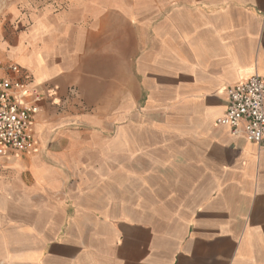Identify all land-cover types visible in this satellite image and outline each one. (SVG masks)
Returning a JSON list of instances; mask_svg holds the SVG:
<instances>
[{"label": "crops", "instance_id": "0c3cea01", "mask_svg": "<svg viewBox=\"0 0 264 264\" xmlns=\"http://www.w3.org/2000/svg\"><path fill=\"white\" fill-rule=\"evenodd\" d=\"M57 5L6 54L42 97L38 148L0 155V264H264V150L215 125L264 78V0Z\"/></svg>", "mask_w": 264, "mask_h": 264}, {"label": "built area", "instance_id": "2783aa9c", "mask_svg": "<svg viewBox=\"0 0 264 264\" xmlns=\"http://www.w3.org/2000/svg\"><path fill=\"white\" fill-rule=\"evenodd\" d=\"M0 58V155L23 156L36 150L40 139L33 130L42 95L29 84V74L15 61ZM224 114L216 126H226L264 150V78L253 74L228 87Z\"/></svg>", "mask_w": 264, "mask_h": 264}, {"label": "rangeland", "instance_id": "374dc122", "mask_svg": "<svg viewBox=\"0 0 264 264\" xmlns=\"http://www.w3.org/2000/svg\"><path fill=\"white\" fill-rule=\"evenodd\" d=\"M61 1L62 0H0V58L5 63L3 72L6 70V61L12 60L10 57H6L8 50L10 51L14 45L19 44V37L22 34L32 30L31 26L36 19L37 13L48 5L59 9L57 4ZM15 36H18V38Z\"/></svg>", "mask_w": 264, "mask_h": 264}, {"label": "bare ground", "instance_id": "6f19581e", "mask_svg": "<svg viewBox=\"0 0 264 264\" xmlns=\"http://www.w3.org/2000/svg\"><path fill=\"white\" fill-rule=\"evenodd\" d=\"M11 31H12V30H11ZM12 34H13V33H12ZM12 34H11V35H12ZM18 34H19V33H18ZM28 35H29V34H28ZM15 37L18 38V36H15ZM8 38H9V36H8ZM8 38H7V40H8ZM19 38H20V37H19ZM25 38H26V37H25ZM15 40H16V39H15ZM13 41H14V40H13ZM14 42H15V41H14ZM8 43H9V42H8ZM15 44H16V43H15ZM26 44H27V43H26ZM26 44H24V45H26ZM3 45H4V44H3ZM20 45H21V44H20ZM20 45H19V46H20ZM33 46H34V45H33ZM6 47H7V46H6ZM21 48H22V47H21ZM21 48H20V49H21ZM24 48H25V47H24ZM15 50H16V49H15ZM22 50H23V49H22ZM37 50H38V48H37ZM8 51H9V50H8ZM18 51H19V50H18ZM32 52H33V51H32ZM14 53H15V51H14ZM38 53H39V52H38ZM15 54H16V53H15ZM30 54H31V53H30ZM30 54H29V56H30ZM18 55H19V54H18ZM14 56H15V55H14ZM17 57H18V56H17ZM27 57H28V56H27ZM38 57H39V56H38ZM27 59H28V58H27ZM30 61H31V60H30ZM33 61H34V60H33ZM33 61H32V62H33ZM40 62H41V61H40ZM29 63H30V62H29ZM36 63H37V62H36ZM37 65H38V64H37ZM29 66H30V65H29ZM34 67H35V66H34ZM39 67H40V66H39ZM32 68H33V67H32Z\"/></svg>", "mask_w": 264, "mask_h": 264}]
</instances>
